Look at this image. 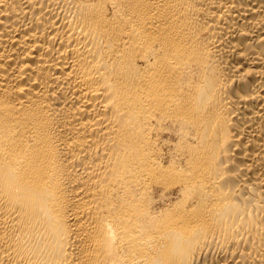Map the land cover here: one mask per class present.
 I'll use <instances>...</instances> for the list:
<instances>
[{
  "label": "bare ground",
  "instance_id": "1",
  "mask_svg": "<svg viewBox=\"0 0 264 264\" xmlns=\"http://www.w3.org/2000/svg\"><path fill=\"white\" fill-rule=\"evenodd\" d=\"M0 264H264V0H0Z\"/></svg>",
  "mask_w": 264,
  "mask_h": 264
}]
</instances>
